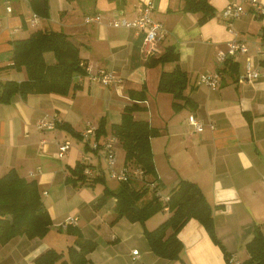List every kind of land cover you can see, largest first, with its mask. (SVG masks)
Here are the masks:
<instances>
[{
	"label": "crops",
	"instance_id": "1",
	"mask_svg": "<svg viewBox=\"0 0 264 264\" xmlns=\"http://www.w3.org/2000/svg\"><path fill=\"white\" fill-rule=\"evenodd\" d=\"M258 1L264 7V0ZM0 2V66L11 62L12 40L37 28L67 33L88 66L85 74L73 76L77 87L71 86L66 94L39 92L25 98L15 94L9 102H0V175L13 167L26 178L36 179L51 226L58 230L65 227L67 216L76 218L72 225L96 242L86 255V264H226L219 244L195 218H189L177 232L183 243L180 258L157 256L147 243L142 223L124 216L111 222L113 198L93 207L102 189L65 181L67 166L85 155H91L96 170L104 168L100 152L90 145L95 132L86 149L85 138L61 126H37L42 117L55 116L57 123L65 121L80 133L87 121L97 126L105 117L108 129L110 123L120 120L122 108L136 100L141 108L133 111L134 117L146 119L160 130L150 138L160 193L168 194L180 178L197 182L212 207L217 237L230 257L244 259L245 243L254 225L264 222V14L259 16L252 1L209 0L214 13L198 23L199 13L183 10L182 0H47L48 12L36 26L23 24L36 12L30 2L11 0V11ZM230 2L240 3L244 11L231 19L229 29V19L222 12ZM146 5L149 17L163 27V36L153 43L149 54L142 49L143 30L109 22L120 11L126 18H134ZM89 15L100 19L87 21ZM231 38L243 40L247 52L218 60V49ZM167 47L178 52L177 62L187 73L184 93L192 97L193 104L183 102L174 108L172 93L157 87L161 71L172 69L176 62H149ZM43 55L47 63L54 61L52 51ZM246 56L251 57L259 75L241 80ZM233 63L236 70H229ZM100 67L112 70L117 80L90 79L89 73ZM216 71L220 75L215 86L201 81L202 74ZM25 77L24 67H0V80ZM142 89L143 99L131 94ZM189 113L202 122L203 130L195 131L188 123ZM66 139L69 148L59 156L57 143ZM120 148L116 144V150ZM118 164L124 163L116 161ZM167 216V209L155 212L144 226L153 228ZM47 235L18 234L0 242V264H36L38 254L48 247L57 248ZM72 238L74 241L75 235ZM134 248L137 256L132 253ZM55 264L71 263L57 260Z\"/></svg>",
	"mask_w": 264,
	"mask_h": 264
},
{
	"label": "trees",
	"instance_id": "2",
	"mask_svg": "<svg viewBox=\"0 0 264 264\" xmlns=\"http://www.w3.org/2000/svg\"><path fill=\"white\" fill-rule=\"evenodd\" d=\"M29 2L42 16L47 14V0H43V4L39 0H29ZM182 9L198 12V23L204 22L214 13L209 0H182ZM45 51L53 52V62L45 61L43 55ZM177 59L178 52L175 48L167 47L163 53L156 58H151L149 62L170 60L176 62L172 69L161 71L157 85L159 90L172 93L174 108H178L183 102L194 103L192 97L184 93L187 73L181 68ZM85 65L78 46L69 39L67 33L55 29H34L27 36L12 40L11 62L0 67L11 66L17 69L24 67L26 77L21 80L11 78L0 80V102H9L15 94H19L22 98L29 93L39 92L66 94L71 86L77 87V83H73V76L85 74ZM236 66L235 63L230 64L228 69L236 70ZM134 93H136V99H143L145 95L144 89L140 93L131 91V94ZM139 108L141 105L136 100L126 104L121 110L120 120L110 123L108 129L106 118L101 117L94 130L95 135L85 138V148H88V141L93 136L97 146L91 147L100 152L104 162L103 167H105L103 140L106 135L112 134L123 148L124 164L131 168L142 169L140 173L125 180H119L116 187H110L106 184L104 168L101 171L96 170L89 155L87 159L82 157L76 160L73 166H67L68 174L65 181L73 186H94L97 182L102 183V191L95 198L93 207L102 206L112 197L114 204L111 222L124 216L131 221L142 223L150 249L157 256L165 259L180 258L183 243L177 232L189 218L197 219L210 238L219 244L226 264H229L231 258L229 252L215 232L212 207L197 182L180 178L170 188L166 199H161L160 195L155 193L159 190V179L150 138L157 135L160 130L148 120L134 117L133 111ZM57 126L67 129L77 137L84 138L81 132L74 131L73 127L65 121L57 123ZM85 167H90L92 172L85 173ZM151 183L154 184L153 188L150 187ZM149 192L150 197L146 198ZM163 209L168 210V216L163 221L151 229L144 226L149 215ZM51 224L52 219L41 198L36 179L26 178L13 167L0 175V242H7L18 234L42 237ZM65 228L75 235L73 243L66 246L67 259L63 258L62 251L48 247L34 258L36 264H55L57 260L71 264H83L88 261L86 255L95 248L96 242L85 237L75 225L69 223L65 225ZM245 247L248 256L234 264H264V222L254 225L252 236L246 241Z\"/></svg>",
	"mask_w": 264,
	"mask_h": 264
},
{
	"label": "built area",
	"instance_id": "3",
	"mask_svg": "<svg viewBox=\"0 0 264 264\" xmlns=\"http://www.w3.org/2000/svg\"><path fill=\"white\" fill-rule=\"evenodd\" d=\"M26 2H29V0H23ZM252 4L257 9L258 14L264 13V7L258 0H251ZM5 3V8L7 11L12 10V4L11 0H3ZM148 6L146 5L143 11L135 16L134 18H126L124 14L120 11L116 16H114L109 22L114 26H131L135 27L139 30L144 31L143 36V43H142V49L144 53L149 54L150 52H153V43L157 39H159L161 36H163V27L162 24L159 21L152 20L148 15ZM244 11L243 6L240 3L236 2H230L228 3L225 8L223 9V16L229 19L227 22V26L230 29L231 19L238 16L240 13ZM100 16L99 15H89L86 17L87 21H99ZM27 25L35 26L39 22V17L36 15V12H33L31 15H29L26 19H24ZM17 29V27L14 28V30ZM248 46L247 44L240 39L231 38L226 42V46L223 48L218 49L217 59L223 60L228 56L234 55L238 52H247ZM87 64L85 65V69L87 72ZM220 73L218 71L213 73H205L201 76V81H203L205 84L209 86H215L218 77ZM259 75V69L253 66V62L250 56H246L245 61V68L244 73L240 76V79H250L255 78ZM89 78L92 80H98L102 81L103 83H108L112 81H116L117 77L115 76L114 72L112 70H107L105 68H98V70L95 73H89ZM188 123L193 127L195 131H201L203 130V124L202 122L194 115V113H189L187 116ZM58 119L55 116L48 117L44 116L42 117L38 123L37 126L41 129H52L55 128L57 125ZM96 128V125L91 123L90 121H87L84 129L81 131L82 136L84 138H89L91 135L94 134V130ZM116 138L112 134H108L105 136L103 140V148L105 151L104 154V160H105V167L109 174L112 177H115L119 180H125L128 177L140 173L142 169H139L138 167L131 168V166L122 164L120 167L116 166L117 156H116ZM70 141L68 139L63 140L62 142L57 143V154L59 156L63 155L64 152L69 148ZM92 147H96L97 143L96 141L91 142ZM88 156H83V159H87ZM85 173H91L92 169L90 167L84 168ZM150 187H154V184L151 183ZM157 195H160L161 199H166L167 194H161L159 190L155 192ZM76 221V218L74 216H67L65 220L63 221V225L66 224H72ZM132 253L137 256L138 250L137 248L132 249ZM134 256V257H135ZM86 264V263H84ZM229 264H233L232 260H230Z\"/></svg>",
	"mask_w": 264,
	"mask_h": 264
},
{
	"label": "rangeland",
	"instance_id": "4",
	"mask_svg": "<svg viewBox=\"0 0 264 264\" xmlns=\"http://www.w3.org/2000/svg\"><path fill=\"white\" fill-rule=\"evenodd\" d=\"M1 10L3 11V7H2V4L0 2V12H1ZM36 15L39 17V20L41 19V17H43L39 12H37ZM24 33H25V31H24ZM24 33H22V34H24ZM116 144H120V143L116 142ZM116 155H117V157H116L117 163L118 162H120V164L124 163V160H123L124 152H123L122 148H120L118 151L116 150ZM118 167H119V164H118ZM104 174H105V178H106V184H108L110 187H116L119 184V179L112 177L106 169H104ZM94 185L96 187H99L100 189H102V187H103V184L100 182H97ZM159 211L162 212V210H159ZM154 213H152L151 215H153ZM151 215H149V216H151ZM149 229H151V228H149ZM46 234H48L47 236H49V238L52 240L53 243L57 244L55 246L57 247L56 249H58L59 251L66 253L67 244L70 242L73 243L72 235H74V234L71 232H68L65 227L62 228L61 230H58V227L51 226ZM245 249H246V247H245ZM246 253H247V250H246ZM245 256H246V254H245ZM247 256H248V253H247ZM230 260H232L233 264L239 261V259H236L234 256H231L229 261Z\"/></svg>",
	"mask_w": 264,
	"mask_h": 264
},
{
	"label": "water",
	"instance_id": "5",
	"mask_svg": "<svg viewBox=\"0 0 264 264\" xmlns=\"http://www.w3.org/2000/svg\"><path fill=\"white\" fill-rule=\"evenodd\" d=\"M41 4H43V0H39Z\"/></svg>",
	"mask_w": 264,
	"mask_h": 264
}]
</instances>
